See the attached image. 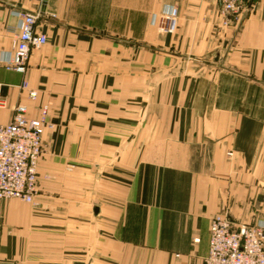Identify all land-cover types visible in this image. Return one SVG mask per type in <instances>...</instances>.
<instances>
[{
    "label": "crops",
    "instance_id": "obj_1",
    "mask_svg": "<svg viewBox=\"0 0 264 264\" xmlns=\"http://www.w3.org/2000/svg\"><path fill=\"white\" fill-rule=\"evenodd\" d=\"M220 10L0 0V124L48 108L34 201L0 198V264H205L214 215L264 225V0L239 26ZM20 12L48 36L25 73Z\"/></svg>",
    "mask_w": 264,
    "mask_h": 264
},
{
    "label": "built area",
    "instance_id": "obj_2",
    "mask_svg": "<svg viewBox=\"0 0 264 264\" xmlns=\"http://www.w3.org/2000/svg\"><path fill=\"white\" fill-rule=\"evenodd\" d=\"M225 23L245 12L259 0H216ZM178 10L172 7L157 19L162 31H170ZM40 14L20 12L13 50L5 60L8 70L25 73L32 51L48 42V36L37 31ZM27 85L26 83L24 84ZM32 97L36 93H31ZM4 101L0 99V106ZM47 106L38 118H30L27 107L18 104L10 123L0 124V198L19 199L28 203L37 194L38 163L43 153V134L47 125ZM205 264H264V225L234 224L224 213L213 216L210 225V247Z\"/></svg>",
    "mask_w": 264,
    "mask_h": 264
},
{
    "label": "rangeland",
    "instance_id": "obj_3",
    "mask_svg": "<svg viewBox=\"0 0 264 264\" xmlns=\"http://www.w3.org/2000/svg\"><path fill=\"white\" fill-rule=\"evenodd\" d=\"M259 1H260V0H259ZM259 1H257L256 3H254L252 6H254L255 4H257ZM252 6H248V5H247V8H246L245 12L242 13L241 15H239V16L236 18V20H232L229 24L225 23V20H224V24H225V25H235V26H239L240 23L242 22L243 18L245 17L246 12H247ZM220 12H221V10H220ZM224 19H225V16H224ZM163 32H168V31H163ZM211 60H212V58H211ZM42 110H43V109H42ZM41 114H42V113H41ZM45 127H46V126H45ZM44 131H45V128H44ZM43 154H44V134H43V153H42V156H43ZM42 156H41V158H42ZM41 158H40V159H41ZM39 162H40V160H39ZM38 166H39V163H38ZM68 167H69V166H68ZM37 172H38V168H37ZM37 174H38V173H37ZM37 187H38V180H37Z\"/></svg>",
    "mask_w": 264,
    "mask_h": 264
},
{
    "label": "water",
    "instance_id": "obj_4",
    "mask_svg": "<svg viewBox=\"0 0 264 264\" xmlns=\"http://www.w3.org/2000/svg\"><path fill=\"white\" fill-rule=\"evenodd\" d=\"M219 57H220V55H218V56H217L216 60H218V59H219ZM77 264H83V263H77Z\"/></svg>",
    "mask_w": 264,
    "mask_h": 264
}]
</instances>
